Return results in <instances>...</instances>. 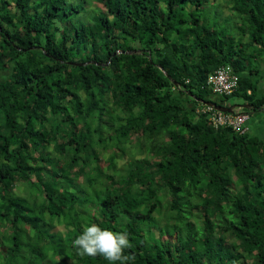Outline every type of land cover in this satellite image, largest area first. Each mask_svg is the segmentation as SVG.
<instances>
[{
  "label": "trees",
  "instance_id": "16d2710c",
  "mask_svg": "<svg viewBox=\"0 0 264 264\" xmlns=\"http://www.w3.org/2000/svg\"><path fill=\"white\" fill-rule=\"evenodd\" d=\"M262 84L264 0H0V264H110L92 224L127 264H264V136L204 104L264 113Z\"/></svg>",
  "mask_w": 264,
  "mask_h": 264
},
{
  "label": "clouds",
  "instance_id": "9594fccd",
  "mask_svg": "<svg viewBox=\"0 0 264 264\" xmlns=\"http://www.w3.org/2000/svg\"><path fill=\"white\" fill-rule=\"evenodd\" d=\"M238 108L244 109L241 106ZM73 246L79 249L83 255H101L110 264L117 261L120 264H127L131 259L129 256L124 255V250L131 247L129 234L102 229L96 224L85 227L84 231L74 239Z\"/></svg>",
  "mask_w": 264,
  "mask_h": 264
},
{
  "label": "built area",
  "instance_id": "2783aa9c",
  "mask_svg": "<svg viewBox=\"0 0 264 264\" xmlns=\"http://www.w3.org/2000/svg\"><path fill=\"white\" fill-rule=\"evenodd\" d=\"M237 83L238 76L227 66L220 67L207 81L209 88L219 96L229 95L234 92L237 88ZM205 110L211 112L210 119L215 126H228L239 133H244L247 130V122L250 117L248 113L242 112L241 108L234 110L232 114L216 111L212 107H208Z\"/></svg>",
  "mask_w": 264,
  "mask_h": 264
},
{
  "label": "rangeland",
  "instance_id": "374dc122",
  "mask_svg": "<svg viewBox=\"0 0 264 264\" xmlns=\"http://www.w3.org/2000/svg\"><path fill=\"white\" fill-rule=\"evenodd\" d=\"M92 5L93 6L90 7L92 9H93V7H97L98 6L96 3H93ZM228 14L229 13H226V14L222 15L221 17L222 18H226L227 16L229 17ZM205 16L207 18L210 17V19H214V15H213L212 11H210L209 13H206ZM226 27L228 29H233V24L228 22ZM262 87H264L263 84H262ZM215 99L218 100V101L223 100L222 97L219 96V95H217V97H215ZM225 106L234 107L235 108L234 110L236 111V110H238L239 106L242 107V106H246V105L243 103L242 99L231 98V99L226 101ZM242 112L248 113L249 117H250L249 121L247 122V128H249L250 131H251V129L254 130V131H260V129H261V133L262 134L261 133L260 134L264 136V113L263 112H257L255 110L247 108V107H244V109H242ZM137 156H141V155L139 153H136V151H135L134 154L132 155V158H135ZM128 165H129V157L126 156L122 163L121 162L117 163L116 167H117V170H123V172H124V171L128 170V168H129ZM113 173H115V171ZM34 205H37V202H35ZM163 207H165V205ZM39 215L40 214H39L38 208H35V211L32 212V216H35V218H37ZM157 216H158V214H157ZM158 221L163 223V218L158 217L156 222L158 223ZM151 227H153L152 224H150V225L148 224L147 225V228H151ZM19 254H25V251L21 250Z\"/></svg>",
  "mask_w": 264,
  "mask_h": 264
},
{
  "label": "water",
  "instance_id": "95a60500",
  "mask_svg": "<svg viewBox=\"0 0 264 264\" xmlns=\"http://www.w3.org/2000/svg\"><path fill=\"white\" fill-rule=\"evenodd\" d=\"M90 63H94V62H90ZM73 65H76V66H80L81 64L80 63H71ZM161 70V68H160ZM206 106L208 107H212L214 108L216 111H220L222 113H227V114H232L234 112V107H227L225 105H222V104H216L215 102H206L204 103ZM243 108L244 107H247V108H250L248 106H242ZM263 109H264V106H263Z\"/></svg>",
  "mask_w": 264,
  "mask_h": 264
}]
</instances>
